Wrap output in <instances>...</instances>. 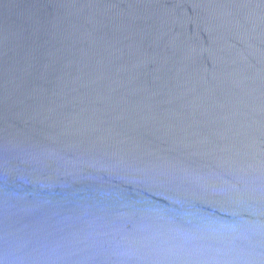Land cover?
Instances as JSON below:
<instances>
[{
  "label": "water",
  "instance_id": "95a60500",
  "mask_svg": "<svg viewBox=\"0 0 264 264\" xmlns=\"http://www.w3.org/2000/svg\"><path fill=\"white\" fill-rule=\"evenodd\" d=\"M0 264H264V0H0Z\"/></svg>",
  "mask_w": 264,
  "mask_h": 264
}]
</instances>
